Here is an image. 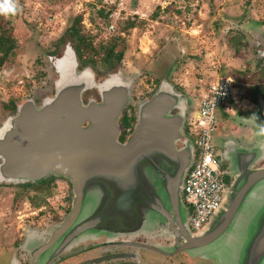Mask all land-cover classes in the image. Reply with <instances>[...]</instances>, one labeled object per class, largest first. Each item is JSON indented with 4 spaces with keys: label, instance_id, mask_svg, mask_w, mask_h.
<instances>
[{
    "label": "water",
    "instance_id": "water-1",
    "mask_svg": "<svg viewBox=\"0 0 264 264\" xmlns=\"http://www.w3.org/2000/svg\"><path fill=\"white\" fill-rule=\"evenodd\" d=\"M259 54L264 58V44ZM53 65V93L38 105L20 101L0 124V184L54 177L71 185L63 219L25 235L20 249L29 264H48L81 244L129 245L138 238L169 242L138 244L166 257L184 253L202 264H264V100L242 120L252 137L228 160L231 181L219 208L193 234L182 199L194 157L184 133L191 99L162 78L136 105L132 129L120 142L119 121L132 102L133 79L118 71L98 81L91 69H78L68 44L58 49ZM92 89L97 97L84 102Z\"/></svg>",
    "mask_w": 264,
    "mask_h": 264
},
{
    "label": "rangeland",
    "instance_id": "rangeland-1",
    "mask_svg": "<svg viewBox=\"0 0 264 264\" xmlns=\"http://www.w3.org/2000/svg\"><path fill=\"white\" fill-rule=\"evenodd\" d=\"M13 2L14 13L0 11V31L16 45L0 68V124L10 116L4 108L9 102L31 98L41 102L52 94L56 71L47 56L54 52L57 57L65 44L73 49L69 40L59 39L75 16L82 17L83 32L94 48L118 36L125 40L127 50L116 68L107 71L98 64L85 68L98 81L118 71L133 79L128 114H135L136 105L164 77L191 99V105L198 101L200 87L221 77L231 78L237 89L230 111H242L251 102L254 109L260 98L255 101L250 90L264 85V58L259 54L264 44V0ZM127 20H134L135 28L124 32L121 27ZM95 95L87 94L85 101ZM216 114L218 118L220 113ZM71 200V185L63 178L32 187L0 184L3 245L19 248L27 232L49 230L67 214ZM11 256L0 246V264H9Z\"/></svg>",
    "mask_w": 264,
    "mask_h": 264
},
{
    "label": "built area",
    "instance_id": "built-area-1",
    "mask_svg": "<svg viewBox=\"0 0 264 264\" xmlns=\"http://www.w3.org/2000/svg\"><path fill=\"white\" fill-rule=\"evenodd\" d=\"M113 29L110 25L109 30ZM199 92L198 101L189 109L186 119L187 137L193 143L194 157L182 189L183 203L189 212L187 226L193 234L199 232L219 208L227 187L214 147L215 113L230 110L237 89L231 78L221 77L200 87Z\"/></svg>",
    "mask_w": 264,
    "mask_h": 264
},
{
    "label": "flooded vegetation",
    "instance_id": "flooded-vegetation-1",
    "mask_svg": "<svg viewBox=\"0 0 264 264\" xmlns=\"http://www.w3.org/2000/svg\"><path fill=\"white\" fill-rule=\"evenodd\" d=\"M47 58L49 62H53V60L56 58V55L53 52L48 54ZM85 67L86 65L82 66L79 62V70H82ZM87 94L95 95L96 92L93 89L85 92L83 95L84 102ZM95 97H97V94ZM262 99L264 100V98ZM32 100L35 105L40 103V101L37 99ZM14 102L15 105L18 103V101ZM192 102L191 108L194 107V100H192ZM250 104L251 105H249L247 108L242 109V111L228 110L226 112H221L217 118L214 135V147L215 153L220 161V166L224 171V180L226 184H229L231 181L228 175V160L231 159L234 154L238 153V149L246 147L247 143L252 137V128L242 124V120L247 118L253 110V102ZM4 108L7 109L10 116L15 113V110L13 111L7 106H4ZM219 118L220 123H218ZM184 133L187 136L186 122L184 126ZM118 140L120 142H124L125 137L120 134ZM186 210L187 215L189 216L188 209L186 208ZM29 232H36L39 234L41 233L40 230H32ZM138 244H159L161 246H166L169 244V242L161 239L146 241L141 238L130 241L129 245L122 244L118 241L111 245H107L103 241L90 242L81 244L78 247L71 249L70 251L58 256L48 264H202L200 261L190 260V257L184 253H177L174 256L166 257L155 252L146 251ZM0 246L5 247V249L11 252V260L14 263L29 264L28 255L20 250L21 246L19 248H17L19 245L13 248L6 247L3 245L1 240ZM11 260L9 261V264H13L11 263Z\"/></svg>",
    "mask_w": 264,
    "mask_h": 264
},
{
    "label": "trees",
    "instance_id": "trees-1",
    "mask_svg": "<svg viewBox=\"0 0 264 264\" xmlns=\"http://www.w3.org/2000/svg\"><path fill=\"white\" fill-rule=\"evenodd\" d=\"M100 14L102 15V11L100 12ZM134 28V20H127L126 22H124L121 30L126 32ZM67 40L72 43L77 60L82 66L98 64L107 71L113 70L114 68H116V66L120 65L127 50L125 40L119 36L116 37L110 44L100 45L98 48H94L91 40H88L83 32L81 16H75L72 19L71 23L65 29L63 35L60 37L59 42H65ZM15 46V42L10 39L6 40L5 33H2V31H0V68L7 62L8 56L12 52V50H14L13 48ZM86 54L87 58L85 57ZM250 92L253 95V99L255 101L257 100L258 96L262 99L264 98V85L253 86ZM7 107L14 111L16 109L15 102H10ZM134 122V114H128L126 110H124L119 121V124L122 127L121 135L126 138L128 133L131 131ZM52 179L53 178L50 177L35 184L27 183L22 184V186L32 187L49 182Z\"/></svg>",
    "mask_w": 264,
    "mask_h": 264
},
{
    "label": "clouds",
    "instance_id": "clouds-1",
    "mask_svg": "<svg viewBox=\"0 0 264 264\" xmlns=\"http://www.w3.org/2000/svg\"><path fill=\"white\" fill-rule=\"evenodd\" d=\"M0 11H3L5 14L14 13L16 5L13 0H0Z\"/></svg>",
    "mask_w": 264,
    "mask_h": 264
},
{
    "label": "crops",
    "instance_id": "crops-1",
    "mask_svg": "<svg viewBox=\"0 0 264 264\" xmlns=\"http://www.w3.org/2000/svg\"><path fill=\"white\" fill-rule=\"evenodd\" d=\"M194 105H195V103H194Z\"/></svg>",
    "mask_w": 264,
    "mask_h": 264
}]
</instances>
